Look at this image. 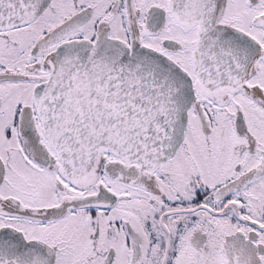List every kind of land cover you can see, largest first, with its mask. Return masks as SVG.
<instances>
[{"label": "snow or ice", "instance_id": "snow-or-ice-1", "mask_svg": "<svg viewBox=\"0 0 264 264\" xmlns=\"http://www.w3.org/2000/svg\"><path fill=\"white\" fill-rule=\"evenodd\" d=\"M0 264H264V0H0Z\"/></svg>", "mask_w": 264, "mask_h": 264}]
</instances>
